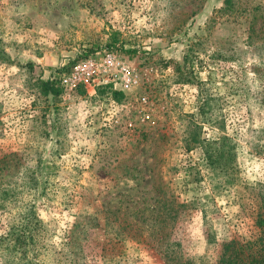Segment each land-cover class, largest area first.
Returning a JSON list of instances; mask_svg holds the SVG:
<instances>
[{
    "label": "rangeland",
    "instance_id": "374dc122",
    "mask_svg": "<svg viewBox=\"0 0 264 264\" xmlns=\"http://www.w3.org/2000/svg\"><path fill=\"white\" fill-rule=\"evenodd\" d=\"M104 50L137 84H67ZM263 185L264 0H0V264H220Z\"/></svg>",
    "mask_w": 264,
    "mask_h": 264
},
{
    "label": "trees",
    "instance_id": "16d2710c",
    "mask_svg": "<svg viewBox=\"0 0 264 264\" xmlns=\"http://www.w3.org/2000/svg\"><path fill=\"white\" fill-rule=\"evenodd\" d=\"M91 51V50H90ZM53 81L51 80H43L42 81V87L46 93H55L56 90H54ZM112 95L117 97L122 95V92L113 90ZM264 186V185H263ZM264 199V195L262 197ZM262 204L258 206V211L256 214L255 222L258 225L259 232L257 237L251 240H231L223 245V251H222V259L220 264H264V200L261 201ZM181 206V203H176L175 200L170 199L167 204L164 203V208L161 211V213L165 212V208L167 209V206ZM169 206V207H170ZM172 209H170L169 212H171ZM175 215H171L172 218H175ZM34 218V217H33ZM37 221V220H36ZM166 225H164L163 228H165ZM161 235L159 238V241L162 240L161 243L157 244V246H152L156 248L159 252L162 253V255L165 257V261L168 264H201L203 262V259H198V263H192V261H181V256H173V249L171 250L173 244H169L164 241L167 232L166 230H161ZM10 233V239L14 237V243L16 246L21 248V254L22 255H28V251L30 252L32 248V227H22L20 228L16 234L14 235L13 232H11V229L9 230ZM27 236V237H26ZM33 255V254H32ZM171 255V256H170ZM200 261V262H199Z\"/></svg>",
    "mask_w": 264,
    "mask_h": 264
},
{
    "label": "built area",
    "instance_id": "2783aa9c",
    "mask_svg": "<svg viewBox=\"0 0 264 264\" xmlns=\"http://www.w3.org/2000/svg\"><path fill=\"white\" fill-rule=\"evenodd\" d=\"M65 81L70 86L79 83L93 86L115 83L128 86L137 84L138 79L118 54L112 50H104L77 62Z\"/></svg>",
    "mask_w": 264,
    "mask_h": 264
}]
</instances>
